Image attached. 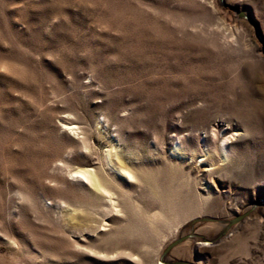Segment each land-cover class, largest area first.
Segmentation results:
<instances>
[{
  "label": "rangeland",
  "instance_id": "obj_1",
  "mask_svg": "<svg viewBox=\"0 0 264 264\" xmlns=\"http://www.w3.org/2000/svg\"><path fill=\"white\" fill-rule=\"evenodd\" d=\"M165 262L264 264V0H0V264Z\"/></svg>",
  "mask_w": 264,
  "mask_h": 264
},
{
  "label": "bare ground",
  "instance_id": "obj_2",
  "mask_svg": "<svg viewBox=\"0 0 264 264\" xmlns=\"http://www.w3.org/2000/svg\"><path fill=\"white\" fill-rule=\"evenodd\" d=\"M63 126H64V129L66 131L72 132L73 134H75V131L73 130V129H75V127H70L67 123H63ZM237 136H238V133H233V134H231V135H229V136H227V137H225L223 139V141L221 143V146H220L221 157L223 159L227 158V152H228L229 144L231 142H233ZM104 159H105L106 165L109 168L116 170L118 172V174H120L123 177L127 178L129 181L135 180V176L131 172H129L126 168L116 167V166L112 165L109 153L105 154ZM75 175H77V177L82 182L89 183L94 188H96L98 191H100V192H102L104 194H110V192L106 189V186L104 185L102 180L97 178L96 175L93 173V171L88 170V169H86V170L85 169L84 170H80L79 169L78 171L75 172ZM163 264H170V263L165 262Z\"/></svg>",
  "mask_w": 264,
  "mask_h": 264
}]
</instances>
